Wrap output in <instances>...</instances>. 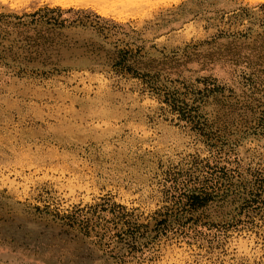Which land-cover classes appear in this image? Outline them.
<instances>
[{"label":"rangeland","instance_id":"rangeland-1","mask_svg":"<svg viewBox=\"0 0 264 264\" xmlns=\"http://www.w3.org/2000/svg\"><path fill=\"white\" fill-rule=\"evenodd\" d=\"M0 264H264V0H0Z\"/></svg>","mask_w":264,"mask_h":264}]
</instances>
